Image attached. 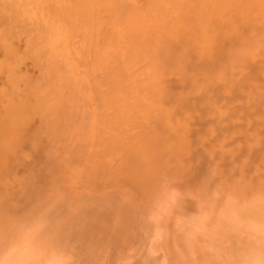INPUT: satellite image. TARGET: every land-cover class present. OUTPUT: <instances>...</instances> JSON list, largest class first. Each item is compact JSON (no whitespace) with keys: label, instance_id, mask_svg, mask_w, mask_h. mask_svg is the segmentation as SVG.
<instances>
[{"label":"bare ground","instance_id":"obj_1","mask_svg":"<svg viewBox=\"0 0 264 264\" xmlns=\"http://www.w3.org/2000/svg\"><path fill=\"white\" fill-rule=\"evenodd\" d=\"M0 14L4 18L0 39L7 45V55L1 51L5 57L23 56L19 49L9 48L7 39L21 30L27 34L25 50L39 57L49 54L48 51L52 54L51 61L46 57L42 65L47 78L34 79L39 85L49 84V92L30 100L24 111L18 105H10L8 110L14 115L10 120H5L0 111L1 174L8 171V162L17 161L19 154H14L12 161L5 157L22 140L36 134L39 138L31 124L32 117L40 113L45 119L52 116L65 124L55 125L44 136L54 145L50 143L48 154L41 156V162L48 165L40 170L46 174L55 170L56 185L59 183L62 188L52 191L44 186L38 202L30 207L28 201L24 215L13 222L20 232L29 231L34 228L37 218L33 214L37 211V226L57 242L55 245L64 254L85 255L90 264L100 260L113 264L118 257L114 245L110 251L103 244L111 231L109 222L119 220L110 211L106 216L109 222L101 226L104 223L98 207L85 200L83 188L93 181L122 183L127 188L128 177L137 174L147 187L156 185L161 178L158 171L162 162L171 159L165 153L170 149L165 139H174L180 133L176 128L168 136L165 130L171 114L162 110L161 105L167 99L172 103L179 100L167 77L180 74L192 80L194 88L201 89L214 86L218 77L230 78L232 67L255 51L253 35H264V0H140L136 4L127 0H0ZM44 15L48 18L44 19ZM43 35L51 39L48 46L40 45ZM11 68L0 67V73ZM225 70L229 71L227 75ZM74 75L79 76L81 84L71 79ZM81 85L87 92L85 96L83 88L79 89ZM90 97L94 98L95 113L94 117L90 114L89 125H83L79 120ZM65 107L69 110L65 111ZM151 123L153 127L149 128ZM177 124L182 125L179 121ZM83 126L88 130L86 136L82 135ZM66 132L70 137H64ZM144 160L148 161L146 166ZM180 166L183 165L175 164L172 172ZM78 168L85 180L79 182V196L69 198L64 193L69 182L77 180ZM29 171L30 177L22 185L26 198L27 189L33 187L32 182L40 175ZM185 173L175 178L183 179ZM168 186L160 183L159 188ZM2 190L0 183V193ZM21 193L8 199L9 209H16ZM27 212H31L28 217ZM28 222L32 223L30 227ZM122 231L115 230L119 235ZM105 255L107 261L103 259Z\"/></svg>","mask_w":264,"mask_h":264},{"label":"rangeland","instance_id":"obj_2","mask_svg":"<svg viewBox=\"0 0 264 264\" xmlns=\"http://www.w3.org/2000/svg\"><path fill=\"white\" fill-rule=\"evenodd\" d=\"M127 1L140 3V0ZM47 18L44 15V19ZM3 21L0 14V23ZM26 36L21 30L7 38L11 50L24 52L21 57H5L7 45L0 39V52L5 53H0V67L12 66L9 71L4 69L0 73V91L11 92L6 95L0 92V111L5 120L14 117L8 110L10 105H18L24 111L30 100L49 92V84L39 85L34 79L47 78L42 65H45L46 57L51 61L52 54L48 51L50 55L46 53L39 57L29 49L25 50ZM253 39L255 51L232 67L231 79L218 77L214 86L210 84L201 89L199 86L194 88L193 81L180 74H169L167 83L179 100L177 103L164 100L161 109L171 114L167 118L169 125L165 127L167 135L176 128L180 133L174 139H165L174 151L165 152L171 159L162 162L158 171L161 178L155 186L147 187L138 180L137 174L128 177L127 188L122 183L99 181L87 183L88 186L83 188L85 200L95 202L98 207V215L104 223L101 226L105 227L109 222L106 216L110 211L115 212L114 217L119 220L109 222L111 231L103 244L110 251V246L114 245L119 258L113 264H264V35L254 34ZM50 42L51 39L43 35L40 45L48 46ZM228 73L224 71L225 75ZM71 79L81 84L79 76L74 75ZM32 84L35 87L31 89ZM81 88L85 96V87L81 85ZM93 99L90 97L79 120L83 125H89L90 114L94 117L96 105ZM42 118L40 113L31 118L39 138L37 134L34 138H25L8 157L3 154L8 161H12L14 154L19 155L15 163L8 162L9 172H0L3 188L0 220L5 219L0 222V264H90L85 255L64 254L59 250L60 246L55 245L57 242L37 226L40 218L37 211L33 214L37 218L34 228L29 231L20 232V227L13 222L24 215L28 201H31L30 207L38 202L37 197L44 186L52 191L62 188L59 183L56 185L55 170L47 174L40 170L48 165L41 162V156L48 154L50 143L54 145L49 139L48 143L46 137L43 139L44 136L47 132L50 134L55 125L65 124L52 116ZM151 127L153 123L149 125ZM83 131L82 135L86 136L88 130L84 126ZM64 137H70V133H64ZM143 162V166L148 164L147 160ZM177 163L183 166L172 172ZM30 169L40 175L32 182L33 187L27 189L26 198L22 185L30 177ZM80 169L77 180L69 182L71 190L68 188L64 193L69 198L79 196V182L85 180ZM184 173L187 176L183 179L175 178ZM160 183L170 186L159 188ZM35 190L37 194H34ZM19 193L23 195H20L22 198L16 209H9L6 206L8 199ZM27 213L28 217L31 212ZM27 219L31 220V217ZM31 225V222L27 223L28 227ZM116 229L123 230L121 235L115 232ZM107 258L105 255L103 259L107 261Z\"/></svg>","mask_w":264,"mask_h":264}]
</instances>
